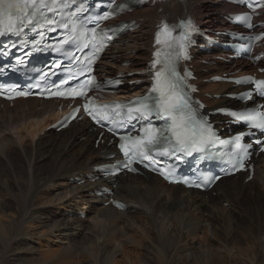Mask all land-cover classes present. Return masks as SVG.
<instances>
[{"label":"bare ground","instance_id":"obj_1","mask_svg":"<svg viewBox=\"0 0 264 264\" xmlns=\"http://www.w3.org/2000/svg\"><path fill=\"white\" fill-rule=\"evenodd\" d=\"M223 7L219 0H186L181 5L165 7V11L174 17L182 11L191 12L203 27H208L214 21L221 23L218 15ZM153 12L154 9L144 8L130 17H143L152 22L157 17ZM148 31L132 35L131 43L123 49H116L109 59L131 61L129 67L120 68L124 72L143 69L149 55V43L145 40ZM207 67L201 66L197 72V84L201 93L222 96L217 101H206L208 108H218L229 102L223 97L226 86L202 84L201 80L209 78L216 69ZM218 69L223 71L225 67ZM26 102V107L23 101H18L13 108L4 107L0 111V264H148L149 259L151 264H171L172 251L184 257V264H205L209 257L206 251L197 250L200 253H196L193 248L184 246L181 243L186 240L185 237L191 240L200 238L203 246H207V238H211L215 243L222 242V247L229 250L230 244L226 241L235 227L241 230V234L245 232V240L251 235L254 243L250 240L249 243L255 246L240 251V254L251 264H264V177L257 178L244 188L243 180L236 182L233 177L221 179L206 194L187 191L179 186H166L153 176L120 178L117 179L115 195L129 208L118 212L99 206L94 197L91 199L88 192H93L92 185L75 186L70 182L88 168L99 165L102 152L109 154L113 151L112 147L106 144L95 147L97 135L89 131L84 122L71 124L57 134L45 132L41 135L54 119L55 109L51 103L38 109L40 105L36 100L28 99ZM261 171L264 174V170ZM49 184H53L52 187L62 186L64 193H56L55 190L50 198L39 196L42 188ZM79 190L84 192L79 193ZM241 191H246V194L240 199ZM68 195L73 200L86 202L84 207L90 209L88 214L94 215L91 218L93 223L86 222L88 215L79 219L54 212L55 206L58 210L71 209L73 200L67 199ZM247 201L251 203L248 205L249 210H253L251 215L243 204ZM55 202V208H45ZM223 204H227V208ZM130 213L133 216L142 214L144 219L151 220L155 224L151 223L157 239L149 238L148 242L142 236H129L135 224L138 228L142 224L141 219H133L137 217H132ZM238 220L248 221L247 229L238 224ZM174 221L176 227L171 225ZM253 226L257 229L253 230ZM78 230L97 233L98 239L113 241L122 238L125 241L117 249L107 246V240L105 247H101L103 255L98 259V250L87 246L91 238L86 237L82 243L75 240ZM127 248L133 250L128 251ZM74 253H79L80 258H75Z\"/></svg>","mask_w":264,"mask_h":264},{"label":"snow or ice","instance_id":"obj_2","mask_svg":"<svg viewBox=\"0 0 264 264\" xmlns=\"http://www.w3.org/2000/svg\"><path fill=\"white\" fill-rule=\"evenodd\" d=\"M40 7H47L44 0H0V36L16 35L25 26L35 23ZM48 23L51 24L53 22L49 20ZM64 27L67 28L68 25H64ZM176 28L177 26L175 25H163V30L169 36L176 31ZM179 28L181 29L180 34L165 42L166 47L170 51L164 53V59L153 61V68L156 71L151 91L156 93V95H145L142 98H138L130 102L131 105L136 107L129 108L130 113H135L134 116L129 115V122L134 118L147 119L155 114L166 121V127L156 130L149 127L146 130L149 134L146 142L143 137H140L128 148L122 143L120 148L126 157L130 153L133 155L142 154L147 159L148 154L153 149H157L161 154L165 155H175L177 152L191 155L193 151L203 150L214 139V134L211 132L206 118H197L193 112L191 101L184 91L186 85H184L183 79L179 76L176 68V60L183 54L189 43L191 32L195 29L190 20L181 21ZM71 31L73 37L71 41H64L65 44L82 43L85 48L89 46L91 41L88 34L86 32L77 34V25L75 23H72ZM93 33H95L94 29ZM160 35V31H158L156 37L157 45L161 44ZM108 39H111V37L109 36ZM159 54V51L154 53L156 56H159ZM173 56H175V59ZM158 65L159 67H157ZM185 75L187 76L188 74L185 73ZM255 83L264 85V81H256ZM192 90L194 91L195 89ZM70 91L72 90L70 89ZM26 94L23 92L19 93V95ZM77 95H82V93H77ZM85 111H88L87 104L85 105ZM233 115L237 114L233 113ZM238 118L251 121L250 127L264 128V113L243 112L238 115ZM235 139L239 140L240 138L236 137ZM165 144L168 147H164ZM125 167H128V165L126 164ZM161 172L163 174L162 169ZM165 178L168 179L169 177L165 176ZM196 186L199 187V185Z\"/></svg>","mask_w":264,"mask_h":264},{"label":"rangeland","instance_id":"obj_3","mask_svg":"<svg viewBox=\"0 0 264 264\" xmlns=\"http://www.w3.org/2000/svg\"><path fill=\"white\" fill-rule=\"evenodd\" d=\"M52 185L53 184H49V185H46L45 187H43L42 188V190H41V192H40V194H39V196H44L43 198H45V197H47L48 196V198H50L51 196V193L52 192H54L55 190H56V193H64V190H62V186H58V185H55V187H52ZM56 186H57V188H56ZM59 187H61V188H59ZM59 189V190H58ZM58 191V192H57ZM61 191V192H60ZM44 193V194H43ZM1 195H4L3 193H1ZM47 199V198H46ZM46 199H44L43 201H45ZM47 201V200H46ZM53 201H54V199H53ZM52 201V202H53ZM207 201H210V200H207ZM250 201V200H249ZM249 201H247L246 203H243V204H245V209L248 211V215H251L252 214V212H253V210H252V208H251V210H249V206L251 205V203L249 202ZM56 203L57 202H55L54 204L53 203H51V204H48V205H46V207L45 208H55L54 209V212H56V214H63V212H62V210H58V207L57 206H55L56 205ZM255 206H257L258 205V203H254V202H252ZM249 205V206H248ZM42 206V205H41ZM55 206V207H54ZM70 206H71V204H70ZM39 207H40V205H39ZM89 211V210H88ZM88 211H87V214H86V216L88 215V217L85 219L86 220V222L88 223V224H91V223H93L92 222V217L94 216L93 214H88ZM60 214V215H61ZM130 215L132 216V217H137V218H133V219H138V220H140V222L142 221V224H141V227L139 226V228L136 226V224H135V226L134 227H132V229H133V231H130L128 234H129V236L131 235L132 237H133V235H135L136 236V238H138L139 236H142V237H145V239H146V241H148V242H150V239L151 238H156L157 239V235H156V231H155V228L153 227V225L155 226V224L153 223V222H151V220H147L146 218L144 219V215H142L141 214V216L140 215H135V216H133L134 214L133 213H130ZM206 216V214H204V217ZM64 217V216H63ZM87 219H89V220H87ZM129 219H131L132 221H133V219L132 218H129ZM144 219V220H143ZM131 220H128V222H131ZM148 222H147V221ZM145 221V222H144ZM144 223H145V225H144ZM149 223V224H148ZM153 225H152V224ZM248 223V221H241V220H238V224H240L243 228H246V227H248L249 225L247 224ZM140 224V223H139ZM148 224V225H147ZM150 225V226H149ZM171 225L172 226H175L176 224H175V221L174 222H172L171 223ZM247 225V226H246ZM176 227V226H175ZM135 228V229H134ZM145 228H146V230H145ZM150 228V229H149ZM136 229H138V230H136ZM247 229V228H246ZM253 230H255V229H257V228H255V226H253V228H252ZM149 231V233H148V231ZM151 230V231H150ZM155 231V232H153V231ZM135 231V232H134ZM138 231V232H137ZM141 231V232H140ZM240 229H238L237 227H235L234 228V230L231 232V234L229 235V240H227L226 241V243L227 244H230L229 245V250H226L225 248H223L222 247V242H218V243H215L214 241H212V239L211 238H207L208 240V243L206 244L207 246H203L202 245V243H201V241L198 239V238H194V240H191L190 238H188V237H185V239L186 240H184L181 244H183L184 246H189V247H191V248H193L194 249V251H196V253L198 252V253H200L199 251H197V250H200V251H206V254H208V262H206L205 264H223V263H225V262H229L230 264H251V261H249L245 256H242L241 254H240V251H244L246 248H255V246L252 244V243H254L253 241H251V235L249 236V239L248 240H245V238H244V233L243 234H241L240 233ZM78 232V235H77V237L75 238V240L78 242V243H80V241H81V243L82 242H85L84 240H86V237H89V238H91V240L88 242V244H87V246H89V247H93L94 246V249L96 250H98L97 251V258L98 259H100L99 257H101V255H103V253H101L100 251H101V247H105V245H106V241L108 242L107 243V246H109V247H111V246H113V247H117V249H119L118 248V246L120 247V245L122 244V242L123 241H125V239L123 240L122 238L121 239H118V240H116V239H112L113 241H111V240H109L108 238H106L107 240H105V238H101V239H98V236H97V233H95V235L94 234H90L88 231H84V230H78L77 231ZM153 232V233H152ZM140 233H142V234H140ZM153 234V235H152ZM93 237H92V236ZM151 235V236H150ZM155 235V236H154ZM154 236V237H153ZM83 237V238H82ZM95 237V238H94ZM150 238V239H149ZM84 239V240H83ZM249 240L252 242V243H249ZM104 241V242H103ZM246 241V242H245ZM248 241V242H247ZM66 242V241H65ZM96 242V243H95ZM189 243V244H188ZM221 243V244H220ZM247 243H249L248 245H246ZM92 244V245H91ZM102 244V245H101ZM201 244V245H200ZM64 245H66L65 243H64ZM183 245H181V247H183ZM253 245V246H252ZM98 246V248H96ZM206 247V248H205ZM133 250V248H127L126 250H128V251H130V250ZM181 249V248H180ZM173 253V254H172ZM121 255H123V254H121ZM171 258L170 259H172V260H170V263L171 264H184V257L182 258V256L181 255H176V253L174 252V251H172L171 252ZM75 258H80V256L81 255H79V253H74V255H73ZM149 255H147V257H148ZM181 256V257H180ZM223 256H224V258H223ZM150 258L152 257L151 255L149 256ZM148 257V258H149ZM221 258V259H220ZM194 259V258H193ZM193 259H192V261H193ZM221 260V262H220V260ZM224 261V262H223ZM123 262V261H122ZM149 262V263H148ZM147 263L148 264H151V261H150V259H149V261H148ZM183 262V263H182ZM250 262V263H249ZM204 264V263H203Z\"/></svg>","mask_w":264,"mask_h":264}]
</instances>
